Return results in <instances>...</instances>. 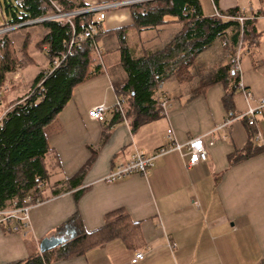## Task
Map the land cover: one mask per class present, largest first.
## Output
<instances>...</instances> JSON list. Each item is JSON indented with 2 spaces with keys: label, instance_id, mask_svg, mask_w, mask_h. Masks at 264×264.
<instances>
[{
  "label": "crops",
  "instance_id": "0c3cea01",
  "mask_svg": "<svg viewBox=\"0 0 264 264\" xmlns=\"http://www.w3.org/2000/svg\"><path fill=\"white\" fill-rule=\"evenodd\" d=\"M82 1L91 6L119 0ZM200 6L203 15L209 16L215 10L225 13L233 7L255 14L252 20L258 40L243 46L241 82L232 94L233 113H228L223 103L233 85L228 76L225 81L199 87L203 78L215 76L228 63L229 50L218 38L197 55L190 79L171 77L158 85V101L163 94L169 99L164 114L160 112L156 119L142 122L135 130L128 120L114 121L112 106L117 94L113 84L125 78L121 70L114 79L105 69L106 63L115 59L114 52L120 58L119 35L114 30L125 28L123 38L134 54L140 55L162 47L180 24L170 21L137 32L131 28L128 6L107 9L101 21L105 34L97 42L99 51L105 53L104 67L101 64L98 75L76 85L63 109L45 126L49 151L57 158L59 168L43 186L42 201L30 208L27 227L10 231L0 225V264L39 252L40 240L57 235L58 226L73 213L90 232L103 226L107 214L115 211L137 223L140 245L129 247L116 238L65 258L55 257V247L48 264H258L264 258V148L232 161L247 143H264V109L253 124L255 138L249 136L250 126L242 116L249 105L264 97V0H206L207 7ZM2 14L0 2L3 23ZM33 26L10 32L15 48L30 34V61L21 68L26 86L40 70L48 68L47 59L38 64L43 51L34 46L46 29L42 24ZM19 86L20 82L12 84L2 97L7 102L18 98L9 96ZM101 102L107 106L105 119L91 120L87 110ZM169 130L179 144L202 136L206 160L188 166L187 157L171 150L154 160L147 176L133 173L115 182L103 180L134 150L153 151L164 145ZM79 171L82 174L73 189L52 194L57 181L73 178ZM135 251H142L143 258L131 262Z\"/></svg>",
  "mask_w": 264,
  "mask_h": 264
},
{
  "label": "trees",
  "instance_id": "16d2710c",
  "mask_svg": "<svg viewBox=\"0 0 264 264\" xmlns=\"http://www.w3.org/2000/svg\"><path fill=\"white\" fill-rule=\"evenodd\" d=\"M21 1L17 5L14 0H0L5 18L2 27L48 14L53 10L51 2L64 11L87 6L82 0ZM128 9L132 19L131 28L137 32L156 29L170 21L180 24L179 30L162 47L146 50L140 55H135L133 48L123 38L125 28L114 30L119 35V62L125 78L115 82L113 89L117 97L125 98V105L124 116L113 110V120L125 118L131 130L161 114L156 92L158 85L171 77L178 81L190 79L197 55L213 41L225 38L227 44L224 47L230 51L240 38L244 47L256 44L258 40L253 18L244 21L240 37L238 22L215 15H203L198 0H144L131 3ZM234 9L237 7L230 8L225 13L231 14ZM93 17L94 13L74 15L72 22L76 32L83 26L92 24ZM41 24L46 33L39 45L48 49V52L42 50L48 60V68L37 73L28 91L12 100L10 107L0 118V210L27 205L28 195L42 201L43 186L54 170L59 168L57 158L51 156L49 151L44 128L63 109L76 85L102 71L97 51L89 39L73 46L71 55H66L58 67L53 68L52 59L67 50L71 28L68 23L58 20H47ZM104 34L100 22L95 42ZM18 63L15 47L8 33H4L0 37V88L7 73L13 72ZM226 76L233 80V85L223 97V103L228 113H233L232 94L239 77L230 71L229 62L215 76L203 78L199 87L203 88L218 80L225 81ZM198 88L195 92L199 91ZM244 120L250 126L249 136L255 138L253 124H249L246 118ZM263 148L264 143L260 146L247 143L240 156L238 154L232 161L247 158ZM81 174L82 171H79L73 178L57 181L52 187V194L73 189L79 183ZM39 185L41 186L38 187ZM56 234L66 236V240L56 247L57 258L83 254L94 246L116 238L122 239L129 247L142 243L137 223L130 222L117 211L108 213L105 224L90 232L84 230L79 215L73 213L58 226ZM53 254L52 250L34 252L10 264H48ZM258 264H264V258Z\"/></svg>",
  "mask_w": 264,
  "mask_h": 264
},
{
  "label": "built area",
  "instance_id": "2783aa9c",
  "mask_svg": "<svg viewBox=\"0 0 264 264\" xmlns=\"http://www.w3.org/2000/svg\"><path fill=\"white\" fill-rule=\"evenodd\" d=\"M144 0H119L115 2L110 3H102L97 5H87L84 7H79L74 10L70 11H64L62 10L56 3L51 2L53 6V10L49 12L48 14L34 18V19H28L26 21L9 25L6 27L0 28L3 29L5 32L13 31L15 29H19L25 26L34 25V24H41L44 21L47 20H58L62 23H68L71 28V37L67 44V50L63 53H61L59 56L54 57L51 61L52 67H58L60 62H62L66 55H71L72 47L78 46L84 39H89L92 41L93 46L95 47L96 51L99 53V48L97 42H95L94 37L99 29L100 22L105 18L106 16V10L111 9L118 6H128L131 3L140 2ZM14 3L17 5H20L22 3L21 0H14ZM83 13H94L96 15L94 18V22L90 25L83 26L79 31L76 32L74 28V23L72 22V17L74 15H79ZM215 16L226 18V19H232L238 22L239 24V30H240V37L243 34L242 26L246 19L252 18L253 15L248 12V10L243 8H237L231 14L221 13L217 10L214 11ZM98 23V24H96ZM227 40L224 38L222 40V45H226ZM243 45L241 38L237 42L236 46L230 49L229 51V67L230 71L233 74L238 75L239 79L237 81V85L240 86V74H241V57L243 53ZM43 50L45 52H48V49L44 46ZM161 83L159 84V87H161ZM168 96L166 94H163L160 99V106L161 113L164 114L166 112V109L168 107ZM124 105H125V98L120 96L117 97L112 109L116 112H119L122 116H124ZM264 109V97L260 98L258 102L255 105H249L246 109V111L242 114L244 116L249 124H254L255 118L257 115H260L263 112ZM107 111V106L101 102L98 104H95L91 106L87 110V116L91 120L96 121H103L105 119V113ZM124 120H126L124 118ZM169 130L166 135V143L164 145L158 146L153 151H147L143 149H136L131 154V156L126 160L125 162L118 163L114 166V168L103 177V180L105 182H115L118 181L126 176H129L133 173H139L141 175L147 176L149 174L150 168L152 167L154 160L161 156L168 151L171 150H177L182 157H187V165H193L200 161H204L207 158V151L205 142L202 138V136H196L188 139L186 143L179 144L174 141L173 133ZM39 185L38 187H40ZM26 200L28 202L27 205L22 207H14L11 209H2L0 210V225L6 226L7 229H11L13 231H17L23 227H27L29 225V210L33 205L39 204L41 202L38 198H33L32 195H28L26 197ZM173 245V243L171 244ZM143 252L142 251H135L134 256L131 259V262H136L137 260L143 258Z\"/></svg>",
  "mask_w": 264,
  "mask_h": 264
},
{
  "label": "rangeland",
  "instance_id": "374dc122",
  "mask_svg": "<svg viewBox=\"0 0 264 264\" xmlns=\"http://www.w3.org/2000/svg\"><path fill=\"white\" fill-rule=\"evenodd\" d=\"M200 3H202V6L203 8L206 6V0H199ZM207 7V6H206ZM212 15V14H211ZM210 15V16H211ZM209 16V14L207 15ZM1 15H0V25L2 24V21H1ZM35 25V24H34ZM28 26H25V27H22L21 29H25L27 28ZM29 27H34L33 25H29ZM28 27V28H29ZM2 28V27H0ZM16 30V29H15ZM14 31V30H13ZM10 32H5L3 29L0 30V37L4 34V33H8V36L9 38L11 39L10 37ZM12 41V39H11ZM40 41V40H39ZM39 41L36 42V44L34 45L36 47V49L39 51H42L43 48L40 47L39 45ZM13 43V41H12ZM25 43V46L23 47V44ZM29 44H30V34L27 33L25 35V38L22 42L21 45H19L17 48H15V51L17 53V56L19 58V63H18V66L16 67V69L13 71V72H9L7 73L6 75V79H5V82L3 83V86L0 88V118L2 117V115L4 114V112L10 107L11 105V101L7 102L5 100V97L3 98L2 96H4V94H7V91L8 89L12 86V84L14 83H17V82H20L21 86H19V89L13 93H10V96L9 98H15V97H18V96H22L24 95L28 89L30 88V86H26V81H25V78L23 76V72L21 71V68L26 64L28 63L30 60V55H29V52H28V48H29ZM101 44V43H100ZM14 45V43H13ZM15 47V45H14ZM101 47V46H99ZM109 50H112L111 47L108 48ZM109 53V52H108ZM118 53L114 52L113 53V58L115 59H112L111 62L108 64L106 63V66H105V69L107 70V72L114 78L116 79V77L118 76V72L121 70L122 72L123 69L120 65V62H119V57H118ZM41 59L40 61H38V64H42L41 62H43V60L45 61L46 57L44 55V53H41ZM97 56L101 62V64L103 65V62L105 60V53L103 52H97ZM48 61V60H47ZM104 67V65H103ZM16 99V98H15ZM128 112H129V108L127 107L126 109V115H128ZM7 209H11V208H6L5 210Z\"/></svg>",
  "mask_w": 264,
  "mask_h": 264
},
{
  "label": "water",
  "instance_id": "95a60500",
  "mask_svg": "<svg viewBox=\"0 0 264 264\" xmlns=\"http://www.w3.org/2000/svg\"><path fill=\"white\" fill-rule=\"evenodd\" d=\"M66 238L64 236L51 235L44 237L39 242V252L49 251L60 244H62Z\"/></svg>",
  "mask_w": 264,
  "mask_h": 264
}]
</instances>
